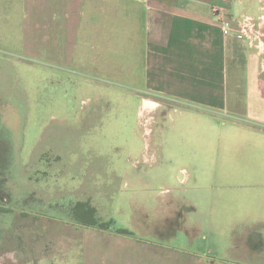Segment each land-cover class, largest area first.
I'll return each instance as SVG.
<instances>
[{
  "label": "rangeland",
  "instance_id": "374dc122",
  "mask_svg": "<svg viewBox=\"0 0 264 264\" xmlns=\"http://www.w3.org/2000/svg\"><path fill=\"white\" fill-rule=\"evenodd\" d=\"M247 3L245 36L264 54V0ZM253 70L235 112L153 122L145 108L121 134L90 127L66 76L0 52V264H264Z\"/></svg>",
  "mask_w": 264,
  "mask_h": 264
},
{
  "label": "crops",
  "instance_id": "0c3cea01",
  "mask_svg": "<svg viewBox=\"0 0 264 264\" xmlns=\"http://www.w3.org/2000/svg\"><path fill=\"white\" fill-rule=\"evenodd\" d=\"M247 1L0 0V52L71 80L90 127L123 134L127 113L139 121L145 108L153 122L235 112L253 66L264 102V54L236 24L251 14ZM224 18L236 21L228 36ZM114 107L120 117L102 120Z\"/></svg>",
  "mask_w": 264,
  "mask_h": 264
},
{
  "label": "built area",
  "instance_id": "2783aa9c",
  "mask_svg": "<svg viewBox=\"0 0 264 264\" xmlns=\"http://www.w3.org/2000/svg\"><path fill=\"white\" fill-rule=\"evenodd\" d=\"M236 21L234 20H228V19H221L220 20V26H221V30H222V34L224 36H228L230 35L231 31H232V26L233 23H235ZM244 24L242 23V21L240 22V24L238 23V27L240 29V32L245 35V28H244Z\"/></svg>",
  "mask_w": 264,
  "mask_h": 264
},
{
  "label": "trees",
  "instance_id": "16d2710c",
  "mask_svg": "<svg viewBox=\"0 0 264 264\" xmlns=\"http://www.w3.org/2000/svg\"><path fill=\"white\" fill-rule=\"evenodd\" d=\"M0 211H3V212H8L9 210L5 207H0ZM123 235H126L128 232L124 231V230H119ZM129 234V233H128Z\"/></svg>",
  "mask_w": 264,
  "mask_h": 264
}]
</instances>
